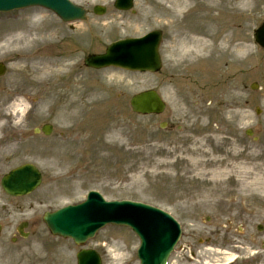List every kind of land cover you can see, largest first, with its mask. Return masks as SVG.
Returning <instances> with one entry per match:
<instances>
[{
  "label": "rangeland",
  "instance_id": "374dc122",
  "mask_svg": "<svg viewBox=\"0 0 264 264\" xmlns=\"http://www.w3.org/2000/svg\"><path fill=\"white\" fill-rule=\"evenodd\" d=\"M73 1L87 7L93 3ZM215 1V16L233 4ZM194 4L189 1L183 9L176 6L165 16L89 15L84 22L74 23L72 29L38 8L0 14L7 21L0 26V61L6 65L0 76V124L5 125L3 133L10 137L7 142L14 149L0 161V177L26 161L42 172L41 184L28 196L0 192V201L17 203L33 214L36 235L25 240L29 252L19 257L23 264H75L77 247L50 236L38 216L40 219L45 210L80 201L89 189L99 190L108 199L131 198L168 210L188 235L183 241L196 248L198 238L212 236L214 249H190L197 251L196 258L201 261L193 260L186 248L184 252L177 249L170 264H219L229 254H235V264H264V191L240 198L234 181L235 175L250 181L264 169V56L258 49L247 56L246 105L239 95V82L232 78L227 81L220 69L207 80L188 72L179 76V20L188 7L194 9ZM42 13L48 23L44 31L48 42L22 51L13 37L16 22L25 24ZM193 19L196 22L197 18ZM153 27H168L165 31L173 39L164 40L160 47L165 55L159 72L95 70L82 65L83 55L103 51L109 41ZM185 30L181 36L186 35ZM249 46L254 48L251 43ZM44 48L48 58L63 61L62 75L53 80L33 79L26 66L28 58L40 55ZM14 80L13 85L7 83ZM253 81L259 83L255 91L249 88ZM149 88L163 96L164 111L159 115L132 112L130 96ZM89 90L105 100L88 103ZM206 92L211 102L203 104L200 101ZM13 102L20 103L25 111L14 115ZM256 106L259 113L254 111ZM165 120L169 127L160 128V121ZM44 122L52 124L51 134H34L33 127ZM246 128L253 130L252 135L244 133ZM224 169L227 174L220 176ZM227 222L231 236L220 230ZM258 224L262 231L257 230ZM228 240L229 245L225 244ZM137 244L128 229L108 226L89 245L100 251L103 264H138Z\"/></svg>",
  "mask_w": 264,
  "mask_h": 264
},
{
  "label": "water",
  "instance_id": "95a60500",
  "mask_svg": "<svg viewBox=\"0 0 264 264\" xmlns=\"http://www.w3.org/2000/svg\"><path fill=\"white\" fill-rule=\"evenodd\" d=\"M31 3L36 2V0L30 1ZM17 3L10 5L1 4L0 9L10 8V6H16ZM69 18L82 17L81 11L76 8L75 15L73 13L66 14ZM127 47H113L110 50V53L107 55L108 58H118L119 53ZM135 48V47H134ZM133 50L135 52L134 56L131 57V60L127 58H121L120 64H124L128 67L139 68V69H151L156 70L159 67L158 57L156 53V45L147 46V45H138ZM135 50V51H134ZM92 57L86 59V63H91ZM104 59L100 57L99 60ZM159 99L154 92H144L139 95V105H135V108L142 111L150 110H160L161 105H159ZM39 182V173L34 170L30 165H24L19 169L11 172L8 176L3 179L5 188L10 192H26L31 190ZM134 204L126 203L123 204H104L95 199L87 201L83 205L69 207L56 211L54 213L48 214L45 216V220L49 225L50 229L55 233H60L63 235L72 236L75 242H82L86 237L94 231L99 226L105 224L106 222H115V223H125L131 225L133 229L138 233L142 239L143 247L152 249L157 248L155 257L151 255L140 256L141 264H163L165 252L168 250L169 246L172 243L175 233L169 230L163 234H160L159 237H163L159 240L160 246L157 245V241L152 242L151 244L144 240L145 233L148 232L147 228L150 229V225L145 221L144 216L150 212H159L152 207L146 206V212L144 215L138 217L139 213L143 212L140 209H132L131 214H127V211L131 208H134ZM169 227H171L169 225ZM164 244V245H163ZM85 257L89 260H93L98 263V258L93 252H87L84 254ZM80 264H85L84 260L79 261Z\"/></svg>",
  "mask_w": 264,
  "mask_h": 264
},
{
  "label": "bare ground",
  "instance_id": "6f19581e",
  "mask_svg": "<svg viewBox=\"0 0 264 264\" xmlns=\"http://www.w3.org/2000/svg\"><path fill=\"white\" fill-rule=\"evenodd\" d=\"M222 2V1H218ZM186 3L184 1L182 2V8L185 6ZM218 5V4H214ZM203 9L202 6L199 5L197 10ZM44 18L43 14H36L32 16L26 24H24L21 27H18V31L15 32L13 37L15 38L16 42L21 44V50L22 51H30L33 47L39 48L42 44L46 42L45 37V29L47 27L46 24H43L42 20ZM2 31L0 30V39L2 37ZM191 39L194 43H197L199 41H204L205 38L200 35H191ZM181 51L183 53H186L187 50L189 53H197L200 48L197 44L193 45V49H188L192 46L187 47L185 44H182ZM236 49L240 52L247 51L248 54L252 52L251 46L243 45L241 42L237 43ZM26 62V66L28 67V71L33 79L37 80L39 77L43 78V81L45 80H53L57 77H60L62 75L61 68L63 66V61H58V59H50L47 57V54L45 51H41V54L38 56H31L28 58ZM40 61V63L38 62ZM30 62V66L28 63ZM9 85H13L15 83L14 81H8ZM130 86L128 84L126 87ZM96 89V88H95ZM88 103H100L105 100L103 95L100 93L89 90L87 94ZM12 112L14 115H17L19 112H24V109H22V106L20 103H13L12 104ZM0 111V115H1ZM1 130V126H0ZM13 150L12 145L8 142L7 145H4L3 141L0 138V161L3 160L5 157L9 156L11 151ZM254 166V165H253ZM252 166V168H253ZM242 167V166H241ZM255 167L258 168L259 166L255 164ZM260 168V167H259ZM261 170V171H260ZM257 171L253 178L250 181L246 180L245 176H238L235 175V184L238 186L237 189H235V193L238 194V196L241 198L243 197V194L247 195L249 192H255V191H264V169H260ZM220 176H224L227 174V170L224 169L222 172L219 173ZM250 175V174H249ZM230 257H227V259H233L232 254H229Z\"/></svg>",
  "mask_w": 264,
  "mask_h": 264
},
{
  "label": "flooded vegetation",
  "instance_id": "af4514ba",
  "mask_svg": "<svg viewBox=\"0 0 264 264\" xmlns=\"http://www.w3.org/2000/svg\"><path fill=\"white\" fill-rule=\"evenodd\" d=\"M174 1V0H172ZM253 2V5L256 7L255 10L257 13L260 12V19H263L264 15V0H251ZM248 11L243 10L241 11V14H235L231 13L226 16L227 23H229V20L238 21V25L235 26L239 30V41L243 39H247V28H246V15ZM263 14V15H262ZM243 21V32L241 31V25L240 22ZM238 41H235L237 43ZM4 206V204H2ZM12 215V213L8 212V209L5 207L0 208V261H4L7 259V256L13 252L11 248L14 247L17 241H19L20 235L16 231V225H9V216ZM24 231H27L25 228ZM8 235H7V234ZM8 236V237H7ZM1 239H6L5 241H1ZM20 246L14 247L16 251H19ZM5 254V255H2Z\"/></svg>",
  "mask_w": 264,
  "mask_h": 264
}]
</instances>
